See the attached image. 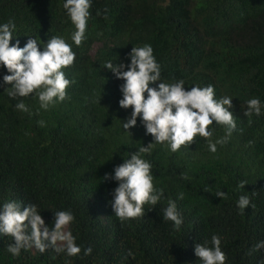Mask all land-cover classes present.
Returning a JSON list of instances; mask_svg holds the SVG:
<instances>
[{
  "label": "trees",
  "instance_id": "1",
  "mask_svg": "<svg viewBox=\"0 0 264 264\" xmlns=\"http://www.w3.org/2000/svg\"><path fill=\"white\" fill-rule=\"evenodd\" d=\"M62 4L0 0V23L15 22L19 35L11 43L19 39L21 47L29 35L45 42L61 35L71 43L72 25ZM90 12L88 39L73 46L76 61L65 70L75 81L69 100L35 115L37 100L24 98L29 116L14 108L17 101L4 91L9 85L0 83V203H36L46 224L53 211L71 210L82 252L67 258L51 249L30 250L12 257L5 236L0 264H199L195 244L213 234L221 238L226 264H264V248L248 254L264 240V115L245 116L241 107L253 97L264 102V0H93ZM144 44L153 47L164 82L183 79L186 90L211 84L218 97L234 96L230 111L238 129L217 153L197 137L177 153L154 145L146 157L166 198L184 193L177 200L184 220L179 232L163 219L167 200L141 218L121 222L110 204L117 182L102 179L129 152L152 142L139 118L124 131L131 109L118 103L123 81L101 68L106 60L129 62L131 49ZM5 74L0 68V82ZM39 119L47 126L39 127ZM209 128L213 140L225 135L223 126ZM241 180L247 184L237 189ZM217 190L228 198L217 197ZM241 194L251 199L243 212L236 206ZM87 247L92 253L85 256Z\"/></svg>",
  "mask_w": 264,
  "mask_h": 264
},
{
  "label": "clouds",
  "instance_id": "2",
  "mask_svg": "<svg viewBox=\"0 0 264 264\" xmlns=\"http://www.w3.org/2000/svg\"><path fill=\"white\" fill-rule=\"evenodd\" d=\"M92 4L93 0H63L62 7L72 25L71 43L61 35L49 36L46 42L40 36L31 38L29 35L21 47L19 39L11 43L19 35H14L17 32L15 22L0 23V68L6 69L7 73L0 83L9 85L4 91L17 101L14 105L16 110L33 115L24 98L37 100L39 107L35 115L70 99L67 90L75 81L68 78L65 70L76 61L73 46L79 48L88 39ZM128 57L127 63L106 60L101 68L110 70L123 81L119 86L122 98L118 103L123 109H131L130 115L122 121L124 131L129 133L128 130L137 125L139 118L145 135L152 136V142L147 146L141 144L135 151L129 152L123 163L116 165L112 173H106L102 179L117 182L111 192L110 204L121 222L141 218L146 210L167 200L163 219L172 222L173 230L179 232L184 220L177 200H183L184 193L178 192L175 199L166 198L164 188L154 184L153 164L146 157L151 154L154 145L177 153L182 147L189 148L197 137L206 141L210 153H217V146L226 145L238 129L234 113L230 111L234 108V96L218 97L211 84L194 85L186 90L183 79L164 82L161 65L151 44L133 47ZM241 107L245 116L264 115V102L258 97L246 100ZM214 123L225 130V135L215 140L209 128ZM37 124L41 128L47 126L44 119L37 120ZM180 178L189 179L185 173H181ZM246 184V181H239L237 189H244ZM204 190L208 191V188ZM215 195L221 199L228 198L222 190H217ZM249 205L251 199L247 194L238 196L236 206L241 212ZM53 212L54 219L51 224H46L41 207L36 203L25 205L17 200L0 203V238L6 236L10 241L5 246L6 252L12 257H19L22 251L35 250L42 254L51 249L67 258L79 257L82 247L76 243L77 236L71 229L76 220L74 213L71 210ZM262 248L264 240L258 241L248 254ZM194 252L199 264H226L227 261L217 234H213L210 240L197 242ZM91 253V247L83 248L85 256ZM66 264H71V260H66Z\"/></svg>",
  "mask_w": 264,
  "mask_h": 264
}]
</instances>
